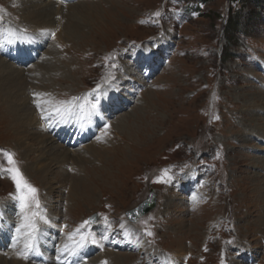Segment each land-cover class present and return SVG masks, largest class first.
<instances>
[{
  "label": "rangeland",
  "instance_id": "obj_1",
  "mask_svg": "<svg viewBox=\"0 0 264 264\" xmlns=\"http://www.w3.org/2000/svg\"><path fill=\"white\" fill-rule=\"evenodd\" d=\"M81 1L87 6L57 17L55 28L32 29L14 27L23 20L21 6L0 0V31L11 24L25 38L42 37L35 58L48 51V44L56 49L47 56H52L44 65L48 71L38 70L49 87L29 93L36 100L33 109L47 118L68 104L73 92H87L95 105L94 88L121 83V66L112 63L117 58L134 60L138 73L129 74L135 80L123 84L133 98L111 117L97 110L84 138L83 127L56 139L72 149L104 135L106 144L88 161L45 166L46 176L36 162L47 148L25 140L28 136L22 143L18 138L23 128L14 119L26 95L12 112L14 103L4 101L0 90V254L13 252L0 264H19L25 246L14 248L10 239L34 243L35 235L52 242L49 256L66 244L87 259L108 251L96 261L101 258V264H114L110 257L118 253V264H160L157 254L174 264H264V0ZM163 34L170 40L158 45ZM145 45L159 50L151 61L143 52L138 56ZM36 93L41 97H33ZM31 129L26 131L34 133ZM13 167L37 189L39 208L35 201L21 207L9 171ZM169 176L170 182H162ZM180 181L183 185L176 186ZM151 189L157 195L154 208L130 222L126 210ZM92 214L96 223L88 221ZM89 224V231H80ZM126 224L139 231L142 243L130 242ZM45 255L41 250L36 261L48 264Z\"/></svg>",
  "mask_w": 264,
  "mask_h": 264
},
{
  "label": "bare ground",
  "instance_id": "obj_2",
  "mask_svg": "<svg viewBox=\"0 0 264 264\" xmlns=\"http://www.w3.org/2000/svg\"><path fill=\"white\" fill-rule=\"evenodd\" d=\"M15 1L18 4V7L21 6L18 9L20 11L21 16L23 17V20L21 22L17 21L16 22L17 24L14 25V27L18 26L17 28H19L22 25L24 26V24L28 25V27H30L32 29H33V27H35V28H39V27L45 28L46 27V29L52 28V27L55 28L56 25L59 24V21H58V23L56 22L57 17L60 16L62 19H65L64 17L72 16L75 12H77V10H79L78 9L79 7L87 6V4L81 0H65V1L64 0H58V1H55V0H22V1L19 0V1H17V0H15ZM56 2L60 3L61 6H64L66 10L64 11V9L61 6L60 7L57 6L56 8H54V6L56 5ZM69 18L71 19V17H69ZM7 22H9V21L7 20ZM26 23H28V24H26ZM9 25H11V24H7V25L1 27V29H5V32L0 31V54L7 55L6 58L2 57L0 55V90L3 91L2 94L4 97V101H6L7 103L9 101L14 103L13 105H11V108H10L12 112H14L15 108H17L18 98L20 101L21 99H25L24 95H26V99L24 101L22 100L23 103L22 104L18 103L19 115H16V116L14 115L15 116L14 121L19 120V124H21V126L23 128V131L20 134L21 136L20 137L18 136V138H20V142L22 143L23 137L28 136L25 138V140H27V139L31 140L32 139L33 142L35 144H37V147L47 148L42 153L43 159L42 160L39 159V161L37 160V162H36L38 169L39 170L41 169V171L45 174L50 171L49 168L47 169V168H45V166H47V165L49 166V164H52L53 162H58L59 164L61 163V165H63V164L66 165L67 161H73L74 163L78 162V164H79V162H81V161H86V160L88 161V159H92L90 157L94 153H96V154L98 153V149H100L99 148L100 144H102V143L106 144V142L104 140V135L102 137H100L98 140L92 141L90 143L91 145L89 144L86 147L82 146L79 148H72V149L62 145L61 143H57L56 139L62 137V135H63V137H65L68 134H73L76 130L81 131V128L84 127L82 129V131L80 132V135H81L80 139H82L91 132L92 127L89 124H93V121L96 117L95 115H97L96 113L98 111H100V112L106 111V112H108L107 115L109 117H111L117 111H119L123 108L124 109L128 108L129 102L131 101V99L133 97L131 96V93L129 91H127V89H128L127 85H123V84H125L124 82H126V81L131 82L132 80H135V79L131 80L132 72H133V74L138 73L137 70L135 72V66L136 65L134 63V60L133 61L129 60L130 63H128L127 61H123L122 58H117V59H115V62L114 61L112 62L114 64H119V66H121L122 71H121V75L119 78L121 80V83H120V81H119V83H116V84H114L113 82H110L109 84L104 83L101 85L100 88H98V87L94 88L93 91H97V97L96 98L99 99V100L96 99L95 105L92 106V103L90 102L91 98L88 97L89 96L88 93L73 92L72 94L75 93L74 94L75 97L70 98L68 101V104L62 105V107H60L59 112H57L55 114L50 113L47 118L43 119L42 113H41V115L37 114L35 109H33L35 106L36 100H32L30 97L31 95L29 93L32 92V90H33V92H35L36 91L35 88H37L38 86L39 87L41 86V90L49 87L48 84H43L42 83L43 81L40 80L41 72L38 73V70L40 68V69L44 70V73L48 71L44 65L51 63V62L49 63L47 58H50L52 56H50V57H47V56L52 55L56 49L53 48L52 45L48 44V47L46 48V49H48V51H44V53H41L38 58H35L36 54L39 55V49L41 47H43V44H44L43 38L42 37L39 38V36H36L34 34H29L25 38V35L20 33L16 28H14V30H11L12 25H11V28L9 27ZM10 31H13V32H10ZM69 31L72 32L71 30H69ZM6 32H8V34L4 35V33H6ZM165 37H167V38L165 39ZM161 38H164V39H161ZM28 39L31 40V43L28 42L25 44L24 42L28 41ZM168 39H169L168 34H163V35L159 36L157 38L158 45L163 46V43L168 42ZM35 41H37V43ZM62 48H64V47H62ZM155 48L156 47H154L153 45L152 46L151 45L142 46L140 51L138 52V56H140L141 53L143 52L144 55L147 54V58H149V60L151 61V59L159 51V50H156ZM35 59H37V60L35 61ZM51 59L52 58H50V61H51ZM46 61H48V62H46ZM150 61H149V63L146 64L147 66L151 64ZM124 68H127V69L124 70ZM49 69H51V68H49ZM130 72H131V74H129ZM146 72H148V71H146ZM149 72H148V75L150 76L152 73H149ZM62 76H64V75H62ZM145 76H147V74ZM60 77H61V75H60ZM137 81H138L139 85L140 84L146 85V83L140 79H138ZM30 86H32V87H30ZM132 87H134L135 91L136 90L138 91V89H139V87H136L135 85H133ZM120 90L121 91L125 90V91L121 92ZM37 92H39V91H37ZM141 93H144V92H141ZM37 94L38 93H36V95H33V97H35V96L41 97V95H37ZM141 95H143V94H141ZM0 108H2V107H0ZM137 108L138 107L134 108V110L135 109L137 110ZM36 110H38V112H40L41 107L40 108L38 107V109H36ZM34 112L38 115V120H37V116L35 115ZM85 115H88L87 116L88 119L86 122H85V119L83 118V116H85ZM48 118H50L51 120H48ZM12 123H14V122H12ZM28 127H31L32 128L31 130H33L34 133L26 131V129ZM45 127H48V131L53 130V133L47 132ZM252 127L251 128H249V126L246 127V131L251 132ZM64 128H66L65 131H63ZM17 131H15V133ZM27 133L31 134V136L28 135ZM29 137H31V138H29ZM15 139H16V137H15ZM96 147L98 148L97 150H96ZM79 153L81 155H78ZM100 153H102V152H100ZM96 154H94V156ZM29 155L30 154H27V156H29ZM37 166H36V168H37ZM46 176H47V174H46ZM66 177L68 178L69 175H67ZM186 178H189V173L186 174ZM77 180L78 179H75L74 182L76 183L79 181V180L78 181ZM112 180H113V178H112ZM76 184L79 185L80 183H76ZM178 185L179 186L183 185V182L180 181L176 186H178ZM86 189H87V187H86ZM91 227L92 226L90 224L88 226L86 225V226H84V228H81L80 231H83V230L89 231V229H91ZM95 228H97V227H95ZM125 230L128 232V237L130 238L129 240L131 243L134 241H137V242L140 241L141 243L143 242L142 237L140 236L141 234L139 233L138 230H136L135 227H133V225H131V224L127 225L126 224ZM95 231H97V229ZM82 238H83V240H82ZM82 238H81V241H83V244H85V245L88 244L87 243L88 239L85 236V233H83ZM137 242H135V243H137ZM10 243L12 244V247L14 245V248H15V246L16 247L22 246V245L25 246L24 250H21V249L19 250V255L17 257L18 259H16L19 264H31V262L33 264H39L36 260L40 256L41 250H42V253L45 252V254H46L45 256L48 259H50L48 264H98V263L101 264V258H100V261H98L96 263V261L99 259V257L102 254L108 255V251H105V252L102 251V254H100L99 257L96 255V257H93L94 259L93 258L87 259V256H82L80 254V252H75L74 250H71L70 247L66 244V245L60 247V249L55 250V253L52 254V256H49L47 252L49 251L52 242H50V240L48 238L42 239L39 235H35L34 243L31 241H28L27 239H24L19 244H16L13 239H10ZM29 245H30V247H29ZM33 246H35V247L33 248ZM132 246L134 248L136 247L134 245H132ZM88 247H89V245H88ZM135 252H137V250H135ZM12 253L13 252H11V250L9 252L4 251V254H2V255L0 254V259L2 257L5 258L7 255H9V254L11 255ZM151 255L154 256V254H151ZM165 255L164 254H160V255L157 254V256L159 258H161L159 260V263L160 264L161 263L162 264H174V262H175L174 259H172V260L169 259L168 261L167 260L165 261ZM113 256L110 257L111 260L114 259L113 263L118 264L119 260H121V254L118 253V254H115V257H113ZM14 264H16V263H14ZM150 264H153V263H150Z\"/></svg>",
  "mask_w": 264,
  "mask_h": 264
},
{
  "label": "snow or ice",
  "instance_id": "obj_3",
  "mask_svg": "<svg viewBox=\"0 0 264 264\" xmlns=\"http://www.w3.org/2000/svg\"><path fill=\"white\" fill-rule=\"evenodd\" d=\"M156 15H159V13H156ZM8 161L10 164L15 165V161H14L11 154H8ZM9 171L13 173L12 178L16 184V188H17L18 193H19L17 199L21 202V207L27 208L30 201H35L36 207L39 208V206H40L39 201L36 199L37 189L34 188L32 185H30L27 182V180L23 177V175L20 173L18 168L13 167V168L9 169ZM164 173H165V175H167V170H164ZM158 179L162 180V178H158ZM170 180H171V177L169 176L167 178V180H162V182H170ZM35 215H36V213H33V216H35ZM40 218L45 219L43 216H41ZM45 222H47V221H45ZM85 223H88V221H85ZM29 227L35 229V224L31 223L29 225ZM17 231L19 232L20 229H17ZM147 234L152 235L151 232H148ZM82 240H83V238H82ZM29 247H30V245H29Z\"/></svg>",
  "mask_w": 264,
  "mask_h": 264
},
{
  "label": "water",
  "instance_id": "obj_4",
  "mask_svg": "<svg viewBox=\"0 0 264 264\" xmlns=\"http://www.w3.org/2000/svg\"><path fill=\"white\" fill-rule=\"evenodd\" d=\"M156 204V193L153 190H150L148 196L145 200H143L139 205L135 206L132 209H129L125 212L128 220L131 222H135L139 217L147 214L151 211ZM90 222H96L97 216L92 215L88 218Z\"/></svg>",
  "mask_w": 264,
  "mask_h": 264
}]
</instances>
